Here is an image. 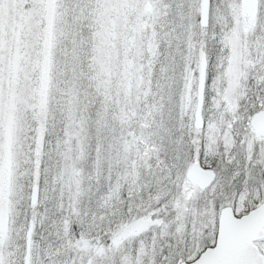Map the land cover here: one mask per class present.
<instances>
[{"label": "snow or ice", "instance_id": "6c2138e0", "mask_svg": "<svg viewBox=\"0 0 264 264\" xmlns=\"http://www.w3.org/2000/svg\"><path fill=\"white\" fill-rule=\"evenodd\" d=\"M0 264H264V0H0Z\"/></svg>", "mask_w": 264, "mask_h": 264}, {"label": "rangeland", "instance_id": "374dc122", "mask_svg": "<svg viewBox=\"0 0 264 264\" xmlns=\"http://www.w3.org/2000/svg\"><path fill=\"white\" fill-rule=\"evenodd\" d=\"M120 31L119 24H117L113 39L107 45L101 46L100 55L110 56L113 66L118 65L125 54V46L119 35Z\"/></svg>", "mask_w": 264, "mask_h": 264}]
</instances>
